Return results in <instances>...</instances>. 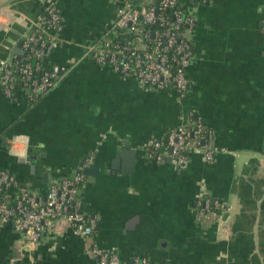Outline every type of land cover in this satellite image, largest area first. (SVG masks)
I'll use <instances>...</instances> for the list:
<instances>
[{"label": "crops", "instance_id": "1", "mask_svg": "<svg viewBox=\"0 0 264 264\" xmlns=\"http://www.w3.org/2000/svg\"><path fill=\"white\" fill-rule=\"evenodd\" d=\"M51 1L18 0L19 14L35 20ZM53 1L64 27L47 61L67 71L34 104L0 86V170L44 191L98 147L90 165L98 169L81 187L86 210L98 218V246L126 262L142 256L153 264H264V0L199 6L191 89L182 99L172 88L146 90L87 57L86 45L107 31L120 1ZM25 31L20 23L0 30V63L21 52ZM190 116L203 120L218 148L213 161L195 153L181 169L147 157L148 140H166ZM124 148L134 155H123ZM204 194L230 206L222 222L195 210ZM4 227L0 264H98L90 243L65 220L32 249Z\"/></svg>", "mask_w": 264, "mask_h": 264}, {"label": "built area", "instance_id": "2", "mask_svg": "<svg viewBox=\"0 0 264 264\" xmlns=\"http://www.w3.org/2000/svg\"><path fill=\"white\" fill-rule=\"evenodd\" d=\"M118 1L116 17L107 31L98 41L86 45L87 57L98 65L111 67L124 78H133L146 90L172 88L179 99L184 98L191 89L188 68L196 59L192 46L198 8L212 0ZM4 12L0 21L6 15L14 17V10ZM15 19L28 29L21 52L1 63L0 86L8 97L13 98L21 91L26 101L34 104L55 88L67 71L66 67L51 66L47 61L62 41L64 20L56 3L49 5L35 20L23 14ZM1 22L8 24L10 19ZM105 139L107 134L103 133L99 148ZM144 150L147 157L156 161L171 157L181 169L189 166L195 153L210 162L219 151L203 120L191 116L187 120L183 118L166 140H148ZM97 151L98 147L76 171L52 181L44 191L23 184L7 170H0V232L10 221L24 246L32 249L65 220L78 236L90 243V253L98 264H153L142 256L126 262L116 250L104 249L92 241L98 218L86 210L81 187L87 178L83 171L93 164ZM194 208L198 214L211 212L220 222L230 210L227 204H220L205 194L197 198Z\"/></svg>", "mask_w": 264, "mask_h": 264}, {"label": "water", "instance_id": "3", "mask_svg": "<svg viewBox=\"0 0 264 264\" xmlns=\"http://www.w3.org/2000/svg\"><path fill=\"white\" fill-rule=\"evenodd\" d=\"M17 1V2H16ZM16 1H14V0H8L7 2H4V3H2V2H0V17L3 15V16H5L4 15V11H5V9H7V8H9V10H14V17L15 18H17L20 14H19V12H20V10H19V5L17 4L18 3V0H16ZM15 2V3H14ZM55 1H51L49 4H48V6L49 5H51L52 3H54ZM207 4H210V2H207ZM47 6V7H48ZM46 7V8H47ZM41 15H43V14H41ZM40 15V16H41ZM14 17H10L9 19H10V22L8 23V24H5L4 22H1L0 21V30H3V31H6V30H8V29H10L11 28V26L12 25H14V24H18L19 22L14 18ZM30 19H33V18H30ZM20 25H22L21 23H20ZM25 29H26V31H27V27H25L24 25H22ZM25 31V32H26ZM25 34V33H24ZM24 34H23V36H22V38L18 41V46H19V48L22 46V44H23V37H24ZM1 63H2V61H1ZM1 63H0V66H1ZM1 143L3 144V146H5L6 148H8V144H7V137H3L2 139H1ZM172 149L170 148V153L172 152L171 151ZM122 153H123V155H125L126 153H129V154H131L132 156L134 155V151H130L128 148H124V150H122ZM172 160H171V157H167L162 163H166V162H171ZM98 168L96 167V166H89V167H87V168H85L84 169V174H86V175H91L92 173H94L96 170H97ZM229 210L224 214V216L225 215H228L229 214ZM5 226L7 227V226H11V222L9 221V222H7L6 224H5Z\"/></svg>", "mask_w": 264, "mask_h": 264}]
</instances>
